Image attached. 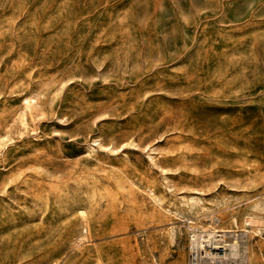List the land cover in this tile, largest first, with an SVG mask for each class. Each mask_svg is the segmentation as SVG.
Instances as JSON below:
<instances>
[{
  "label": "rangeland",
  "instance_id": "rangeland-1",
  "mask_svg": "<svg viewBox=\"0 0 264 264\" xmlns=\"http://www.w3.org/2000/svg\"><path fill=\"white\" fill-rule=\"evenodd\" d=\"M0 264H264V0H0Z\"/></svg>",
  "mask_w": 264,
  "mask_h": 264
},
{
  "label": "bare ground",
  "instance_id": "bare-ground-1",
  "mask_svg": "<svg viewBox=\"0 0 264 264\" xmlns=\"http://www.w3.org/2000/svg\"><path fill=\"white\" fill-rule=\"evenodd\" d=\"M211 233H209V235H210ZM197 243V242H196Z\"/></svg>",
  "mask_w": 264,
  "mask_h": 264
}]
</instances>
